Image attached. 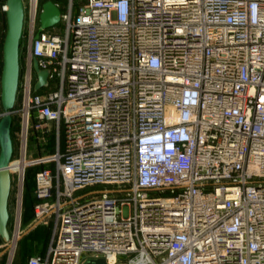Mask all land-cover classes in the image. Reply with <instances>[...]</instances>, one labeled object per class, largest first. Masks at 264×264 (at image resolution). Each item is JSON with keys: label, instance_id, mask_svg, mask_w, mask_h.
<instances>
[{"label": "built area", "instance_id": "built-area-1", "mask_svg": "<svg viewBox=\"0 0 264 264\" xmlns=\"http://www.w3.org/2000/svg\"><path fill=\"white\" fill-rule=\"evenodd\" d=\"M46 1L23 0L12 110L41 165L34 223L57 222L29 264H264V0H53L40 31ZM50 122L57 152L27 160Z\"/></svg>", "mask_w": 264, "mask_h": 264}, {"label": "rangeland", "instance_id": "rangeland-1", "mask_svg": "<svg viewBox=\"0 0 264 264\" xmlns=\"http://www.w3.org/2000/svg\"><path fill=\"white\" fill-rule=\"evenodd\" d=\"M1 21L4 28V41L6 38L7 30H8V22H7V13H1ZM24 33V30H23ZM23 38V35H22ZM23 41L26 42L25 38ZM4 46V43H3ZM22 47V39L20 43V55L23 54ZM4 65V56H3V48L1 53V77ZM21 74H23L22 70L20 73V80L22 78ZM21 81H19V89L17 94V100L14 108H18L21 106ZM1 86V83H0ZM1 110L5 111V108L2 104ZM23 125V116L21 112L12 113V122L10 128V134L12 138L13 152L10 159V164H14L9 171L10 173V191L7 200V208L9 217L6 223L7 233H3L0 230V264H23V261L18 260V252L17 250L14 252L15 248L21 246L20 237L24 231V223H25V213L28 209L32 208L33 200H34V187H35V179L34 173L41 166L40 164L33 166H26L24 172V179L21 182V161L23 156V145L25 141V130ZM55 123L50 122L46 123L42 129H36L30 127L28 134H26L27 140V160L36 159L40 156L46 154H52L56 151V137L54 135ZM2 152V144L0 140V154ZM18 163V164H17ZM16 165V166H15ZM10 166V165H9ZM22 185V186H21ZM22 188V189H21ZM22 190V193H21ZM22 197V198H21ZM21 200V201H20ZM21 211V214H20ZM34 222V219H33ZM48 222V221H46ZM50 224L53 229V236L56 230L57 222L56 220H50ZM29 240H26L23 246H29L31 244ZM91 258H105L101 255H93L88 254L85 256L83 264L87 259ZM106 259V258H105ZM12 261V262H11ZM108 262V260L106 259ZM113 264V263H112ZM116 264H128L126 262H118Z\"/></svg>", "mask_w": 264, "mask_h": 264}, {"label": "water", "instance_id": "water-1", "mask_svg": "<svg viewBox=\"0 0 264 264\" xmlns=\"http://www.w3.org/2000/svg\"><path fill=\"white\" fill-rule=\"evenodd\" d=\"M8 30L3 46L4 65L1 77V98L5 108V114L0 120V140L2 152L0 154V230L7 233L6 223L9 217L7 200L10 191V159L13 152L12 138L10 134L12 122V110L15 107L19 89L21 63L20 43L24 30L25 11L23 0H7ZM61 9L53 0L43 4L41 12V28H51L61 22ZM38 36V34H37ZM38 74L35 89L38 90L48 85L50 71L41 69L37 60L34 63ZM86 264H109L105 258H91Z\"/></svg>", "mask_w": 264, "mask_h": 264}, {"label": "crops", "instance_id": "crops-1", "mask_svg": "<svg viewBox=\"0 0 264 264\" xmlns=\"http://www.w3.org/2000/svg\"><path fill=\"white\" fill-rule=\"evenodd\" d=\"M35 70V66H34ZM35 75L38 76L36 70ZM34 204V203H33ZM28 209L25 215L24 231L20 237L21 246L15 248L18 252V260L23 264H29L31 257L40 256L46 258L53 240V229L50 220L55 221V217L49 218L48 222L34 223V209ZM21 214V211H20ZM26 240L32 242L29 246H23ZM12 262V261H11ZM11 264V263H10ZM19 264V263H18Z\"/></svg>", "mask_w": 264, "mask_h": 264}, {"label": "bare ground", "instance_id": "bare-ground-1", "mask_svg": "<svg viewBox=\"0 0 264 264\" xmlns=\"http://www.w3.org/2000/svg\"><path fill=\"white\" fill-rule=\"evenodd\" d=\"M26 143V142H25ZM25 167H26V160L23 158L21 161V171H22V175H21V182L23 181V176H24V172H25ZM22 186V185H21ZM22 189V188H21ZM22 193V190H21ZM22 198V197H21ZM21 201V200H20ZM89 259L86 260V262L84 264H86L88 262ZM108 263L109 264H114V257H110L108 259Z\"/></svg>", "mask_w": 264, "mask_h": 264}, {"label": "trees", "instance_id": "trees-1", "mask_svg": "<svg viewBox=\"0 0 264 264\" xmlns=\"http://www.w3.org/2000/svg\"><path fill=\"white\" fill-rule=\"evenodd\" d=\"M41 166H39V168H40ZM39 168H37V170L39 169ZM36 170V171H37ZM36 171H35V173H36ZM35 173H34V179H35ZM35 202V194H34V200H33V203ZM34 205V204H33Z\"/></svg>", "mask_w": 264, "mask_h": 264}]
</instances>
